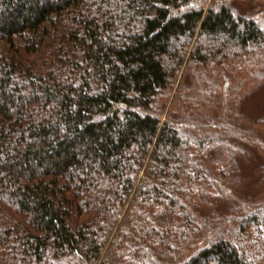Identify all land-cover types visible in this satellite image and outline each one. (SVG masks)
<instances>
[{
    "label": "trees",
    "instance_id": "16d2710c",
    "mask_svg": "<svg viewBox=\"0 0 264 264\" xmlns=\"http://www.w3.org/2000/svg\"><path fill=\"white\" fill-rule=\"evenodd\" d=\"M264 0H0V264H264Z\"/></svg>",
    "mask_w": 264,
    "mask_h": 264
},
{
    "label": "rangeland",
    "instance_id": "374dc122",
    "mask_svg": "<svg viewBox=\"0 0 264 264\" xmlns=\"http://www.w3.org/2000/svg\"><path fill=\"white\" fill-rule=\"evenodd\" d=\"M252 110L257 112L264 108V92H262L257 98L252 102Z\"/></svg>",
    "mask_w": 264,
    "mask_h": 264
}]
</instances>
